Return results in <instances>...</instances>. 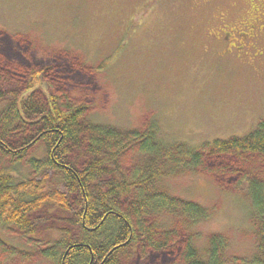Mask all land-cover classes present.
<instances>
[{
    "label": "rangeland",
    "instance_id": "rangeland-1",
    "mask_svg": "<svg viewBox=\"0 0 264 264\" xmlns=\"http://www.w3.org/2000/svg\"><path fill=\"white\" fill-rule=\"evenodd\" d=\"M0 31V67H26L22 55L10 58L12 40L36 67L52 59L73 65L63 86L89 106L94 122L129 129L156 121L168 140L195 146L264 122V0H0ZM32 154L43 156V148ZM236 158L224 160L253 175L264 171L258 157ZM7 164L0 156V166ZM209 168L167 179L170 191L211 211L191 230L197 245L219 233L228 255H250L256 234L249 193L237 174L228 179ZM1 232L32 250L21 234ZM130 256L124 264H137ZM165 256L139 264H174ZM0 264L41 262H20L0 247Z\"/></svg>",
    "mask_w": 264,
    "mask_h": 264
},
{
    "label": "trees",
    "instance_id": "trees-1",
    "mask_svg": "<svg viewBox=\"0 0 264 264\" xmlns=\"http://www.w3.org/2000/svg\"><path fill=\"white\" fill-rule=\"evenodd\" d=\"M9 48L26 67H0V156L9 162L0 166L6 253L41 264H124L128 254L137 264L154 255L174 264H264V171L253 175L224 160L264 161L263 121L245 135L201 146L168 140L156 121L129 129L97 123L63 86L73 65L52 59L36 67L23 43L12 40ZM37 147L43 156H33ZM20 165L29 173H16ZM208 165L224 178L237 174L249 193L256 234L250 255H228L229 241L219 233L197 245L191 230L211 211L170 191L167 179ZM2 229L21 234L32 250L12 245Z\"/></svg>",
    "mask_w": 264,
    "mask_h": 264
}]
</instances>
